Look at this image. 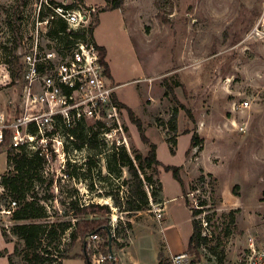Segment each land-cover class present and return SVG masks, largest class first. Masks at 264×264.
<instances>
[{
	"label": "rangeland",
	"instance_id": "obj_1",
	"mask_svg": "<svg viewBox=\"0 0 264 264\" xmlns=\"http://www.w3.org/2000/svg\"><path fill=\"white\" fill-rule=\"evenodd\" d=\"M57 5L90 9L91 22L100 15L93 36L108 49L114 78L121 84L110 80L116 86V107L115 117L105 124L108 135L88 120L85 126L92 127L95 137L89 132L65 148V156L55 152L49 162L43 158L42 180L33 178L28 194L40 198L53 219H74L71 199L108 205L111 233L123 244L111 249L116 264H158L161 225L151 207L129 218L124 209L133 181L110 159L111 151L122 147L131 155L134 150L147 153L124 104L142 121L160 163L180 167L184 197L169 203L167 220H173L167 227H178L179 247H185L192 228L186 199L192 210L200 209L194 217L201 232L203 224L210 232L201 247L204 258L247 264L253 256L264 264V0H122L119 10L105 0H0V104L17 97L20 84L10 71L20 67L22 53L37 33L45 51L72 41L69 35L51 33L59 19L37 23ZM245 100L249 106L241 108ZM193 131L201 139L196 147H190ZM78 143L83 147L76 149ZM9 148L0 146V178L9 169ZM157 169L155 175L144 167L140 178L152 175L165 197L181 195L172 172L161 165ZM12 200L0 179V228L10 244L0 249V264H8L14 246L23 247L11 233L12 212L6 213L17 207H10ZM64 242L62 248L68 249V239ZM72 254L78 256L63 264H84L80 242ZM169 258L161 264H169ZM12 260L22 264L18 254Z\"/></svg>",
	"mask_w": 264,
	"mask_h": 264
},
{
	"label": "built area",
	"instance_id": "obj_2",
	"mask_svg": "<svg viewBox=\"0 0 264 264\" xmlns=\"http://www.w3.org/2000/svg\"><path fill=\"white\" fill-rule=\"evenodd\" d=\"M51 8L50 15L38 20V25L47 24L49 19H59L66 23L68 30H79L83 35L72 37L67 45L45 51L40 47L41 37L37 33L21 56L22 75L14 81L20 84L17 97L0 104V146L8 145L16 150L23 147L28 153L36 152L48 162L52 153L65 156V148L72 146L76 139L74 130L78 124L88 120H103L106 123L115 117L116 107L113 99L116 86L106 75L99 46L89 34L90 9L84 11L65 5ZM240 106L246 108L249 103L245 100ZM106 128L105 125L101 133L105 136L108 135V130L104 131ZM239 130L243 131V127ZM143 188L151 211L160 221L162 208L152 199L153 185L143 179ZM16 205V201L12 200L10 207L15 208ZM203 228L205 231L201 232V236L208 238L210 232L206 224ZM100 239L97 234H90L86 239L88 255L92 252L89 256L91 264L114 262L116 258L112 252L104 255L99 251ZM252 257L248 258L247 264H261V259L256 262ZM201 259L202 264H220L204 256ZM199 261L195 254L187 251L169 258V264H197Z\"/></svg>",
	"mask_w": 264,
	"mask_h": 264
},
{
	"label": "trees",
	"instance_id": "obj_3",
	"mask_svg": "<svg viewBox=\"0 0 264 264\" xmlns=\"http://www.w3.org/2000/svg\"><path fill=\"white\" fill-rule=\"evenodd\" d=\"M105 2L110 3V9L113 10L121 6L122 0H105ZM57 22L59 23L58 29L51 31L52 34L62 32V34H65V37L69 35L74 38L83 35L79 30H68L66 23L62 20H58ZM98 23V17L95 16L89 25L88 30L92 40H94L93 30ZM99 50L104 71L108 77H111L108 63L105 60L106 49L99 46ZM17 60L18 57L15 56L14 62L16 63ZM21 68L20 64V67L16 71L11 70V78H20L22 75ZM113 99L116 101L115 95H113ZM121 106L126 109L130 122L135 125L140 140L147 145V153L145 156H142L135 150L133 151V155H131L124 147L119 151L113 149L110 154V159H113V162L118 161V172H122V168H125L133 181L132 193L126 201V207L124 209L130 218L133 216L132 214L150 209L148 197L142 184L143 180L140 178L139 173L144 167L151 168L152 174L158 175L159 170L157 168L161 165L164 171L172 172L173 177L182 187L184 186V182L180 175L179 166L162 165L157 159L156 144L146 135L142 121L135 116L133 110L124 104H121ZM105 124L103 120L94 121V125L97 128L99 127L100 131L105 127ZM173 128H175V126H173ZM31 130L33 131V129ZM89 132L93 133V137L97 134L93 131L92 127L87 128L85 123L82 125L78 124V127L74 130L76 139L78 138L80 141L84 139L83 137L90 134ZM169 142H171L172 146L176 144L173 141ZM199 144H201V139L198 137L197 133L193 131L190 138V147H196ZM83 145L84 143H78L75 148L80 149ZM14 150L13 148L7 150L6 162L9 169L0 179L1 185L17 203V207L11 214V219L15 221L11 227V233L22 242L23 247L19 249L17 246H14L13 252L6 256L8 264H16L12 260L13 254H18L21 257L22 264H62V260L78 256V254L70 255V249L73 248L77 242L81 243L82 250V254L79 255V257L84 259V264H91V258L88 257L86 255L87 253L84 251V248L86 249V239L90 234H97L101 237L102 242L100 247L102 248L101 253L104 255L111 253V249L114 245H117L118 248L123 247V244L118 243L117 236L111 233L112 228L109 224L108 217L111 209L106 204L94 202L79 203L78 200L71 199L68 204L74 219H53V217L47 213L45 207L40 203V198L35 194H28V191L33 186V178L38 182L42 180L40 169L43 166V158L36 152L28 153L23 147L18 148L17 152H14ZM108 169L110 171L115 170L111 168V162L108 165ZM146 179L147 182L153 185L151 193L153 201L159 203L160 201L158 199L161 192V183L158 186L154 185L152 175H149ZM185 202L186 206L190 208L186 199ZM190 210L192 217V232L188 240L186 251L195 254L197 261H199L202 256L200 249L207 238L201 236V227L194 217L200 212V209L192 210L190 208ZM126 227L128 229L132 228V224L129 220L126 222ZM1 234L7 242V234L2 228ZM65 239H68V249L62 248V245L65 244ZM215 249L216 247L209 250L212 254H215ZM162 258L163 246H160L158 264H161ZM108 263L116 264V260L114 262L108 261Z\"/></svg>",
	"mask_w": 264,
	"mask_h": 264
},
{
	"label": "crops",
	"instance_id": "obj_4",
	"mask_svg": "<svg viewBox=\"0 0 264 264\" xmlns=\"http://www.w3.org/2000/svg\"><path fill=\"white\" fill-rule=\"evenodd\" d=\"M117 9L119 10V8H117ZM99 18H100V15H99ZM99 18H98V21L100 20ZM93 39L97 43L98 46H102V47H104L106 49V57H105V60L108 63V66H109V69H110V75H111V77H109V79L111 81L114 80L115 83H116V85L121 84V82H117L116 79L114 78L113 70H112L111 64H110L109 59H108V55H109L108 49L105 46L99 44L95 40V37L94 36H93ZM182 188L184 189V186ZM161 189L162 190H161V192L159 194V199L158 200L160 201L159 204H160V206L162 208V215H163L162 219L165 217V220L164 221L163 220H160L158 222L161 225L160 226V232H161V236H162V239H163V246H164L163 247L164 248V250H163V257L166 258V257H170L171 255H174V254H177V253L185 252L186 249H187V244H188L189 237L187 238V243L185 244V247L184 248H182L181 246L179 247L180 243L178 241L180 240L181 236L179 234L178 227H174L175 224H173V227H167V226H169V224L171 223V221H173L172 219L169 220V221H167L169 219V217H168V209H169L168 208V205H169V203L171 201H174L177 197L178 198L184 197L183 196L184 195L183 189H181V195L175 194V195L170 196V197H165L164 196V190H163V188H161ZM185 204H186V202H185ZM186 207L188 208V206H186ZM188 210H189L190 215H191L190 208H188ZM191 220H192V217H191ZM161 222L162 223L165 222L164 224L166 226H162V223ZM0 232H1V228H0ZM191 232H192V228H191ZM6 247L9 248L10 247V244L4 240V238H3L2 234H1L0 249L2 250L3 248H6ZM64 260H62V264H63V261Z\"/></svg>",
	"mask_w": 264,
	"mask_h": 264
},
{
	"label": "bare ground",
	"instance_id": "obj_5",
	"mask_svg": "<svg viewBox=\"0 0 264 264\" xmlns=\"http://www.w3.org/2000/svg\"><path fill=\"white\" fill-rule=\"evenodd\" d=\"M115 219V218H114Z\"/></svg>",
	"mask_w": 264,
	"mask_h": 264
}]
</instances>
